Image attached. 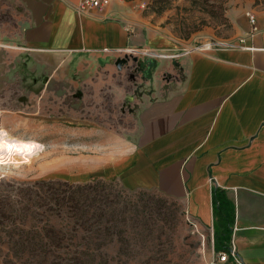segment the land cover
Here are the masks:
<instances>
[{"label":"crops","instance_id":"1","mask_svg":"<svg viewBox=\"0 0 264 264\" xmlns=\"http://www.w3.org/2000/svg\"><path fill=\"white\" fill-rule=\"evenodd\" d=\"M77 1L0 0V50L17 52L0 61L4 76L18 77L38 97L50 84L78 83L133 52L171 53L138 67L149 90L110 168L113 178L129 190L184 201L202 231L212 229L213 242L215 229L230 231L240 263L229 257L218 264H264V8L241 13L244 36L230 42L235 47L188 49L152 30L123 0L92 17L77 14ZM69 172V181L105 178L102 168ZM214 193L230 203L224 215L232 225L215 215Z\"/></svg>","mask_w":264,"mask_h":264},{"label":"rangeland","instance_id":"2","mask_svg":"<svg viewBox=\"0 0 264 264\" xmlns=\"http://www.w3.org/2000/svg\"><path fill=\"white\" fill-rule=\"evenodd\" d=\"M123 1L188 49L242 38L241 13L264 8V0ZM140 52L121 71L112 60L78 83L44 87L40 98L0 68L1 127L29 149L0 158V264H218L212 229L202 231L184 201L113 178L149 90L138 67L150 55ZM16 53L0 50V61ZM99 168L105 178L67 180Z\"/></svg>","mask_w":264,"mask_h":264},{"label":"trees","instance_id":"3","mask_svg":"<svg viewBox=\"0 0 264 264\" xmlns=\"http://www.w3.org/2000/svg\"><path fill=\"white\" fill-rule=\"evenodd\" d=\"M157 68V64L154 63L151 65V70H155ZM140 70H142V66H140ZM145 79H151L152 75L150 74H143ZM39 183H45L46 181H38ZM36 182V185L37 183ZM39 186V185H38ZM64 193H61L59 195H54L56 196L53 201L56 203V205H58L59 207H62L63 204L65 203V196H63ZM74 197H69L67 200H69L72 204H77V200L75 202V199H73ZM213 203H214V213L217 217H219V219L221 220L222 218H225L227 220V222H229V225H232L230 223V218H228L227 213H225L224 215V211H228L227 209L230 207L231 205L230 203L227 204L226 201H223L221 199V197L219 196V194L214 193L213 195ZM233 217V216H232ZM231 232L227 231L225 233V235H220L218 230L215 229V233H214V250L216 253L220 254V253H228L231 249Z\"/></svg>","mask_w":264,"mask_h":264},{"label":"built area","instance_id":"4","mask_svg":"<svg viewBox=\"0 0 264 264\" xmlns=\"http://www.w3.org/2000/svg\"><path fill=\"white\" fill-rule=\"evenodd\" d=\"M114 1L116 0H78L77 4L75 5V11L77 12L79 16L92 17L99 13H104L108 8L111 7ZM250 22L252 25H255L256 21L253 16L250 17ZM209 47L232 48V47H235V45H233L230 42H224V43L216 42V43L209 44ZM202 238H204V236H202ZM229 257H232L237 263H240L236 255V249L233 243L228 253H220L218 255L217 262L225 263L228 261Z\"/></svg>","mask_w":264,"mask_h":264},{"label":"bare ground","instance_id":"5","mask_svg":"<svg viewBox=\"0 0 264 264\" xmlns=\"http://www.w3.org/2000/svg\"><path fill=\"white\" fill-rule=\"evenodd\" d=\"M150 56H159L156 53L152 52H145ZM0 133H4V135H0V158L7 160H14L13 155L24 156L25 152L28 151V148L22 146V143L17 140V138H13L8 135L7 131L1 127V120H0ZM17 160V159H16Z\"/></svg>","mask_w":264,"mask_h":264},{"label":"water","instance_id":"6","mask_svg":"<svg viewBox=\"0 0 264 264\" xmlns=\"http://www.w3.org/2000/svg\"><path fill=\"white\" fill-rule=\"evenodd\" d=\"M131 60L137 63L139 58L133 57L132 55H125L123 58H118L115 62V65L121 71L126 65L130 63Z\"/></svg>","mask_w":264,"mask_h":264},{"label":"clouds","instance_id":"7","mask_svg":"<svg viewBox=\"0 0 264 264\" xmlns=\"http://www.w3.org/2000/svg\"><path fill=\"white\" fill-rule=\"evenodd\" d=\"M0 135H4V133H0Z\"/></svg>","mask_w":264,"mask_h":264}]
</instances>
